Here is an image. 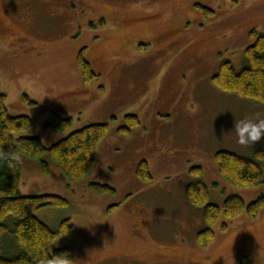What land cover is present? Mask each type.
Returning <instances> with one entry per match:
<instances>
[{
    "label": "rangeland",
    "instance_id": "obj_1",
    "mask_svg": "<svg viewBox=\"0 0 264 264\" xmlns=\"http://www.w3.org/2000/svg\"><path fill=\"white\" fill-rule=\"evenodd\" d=\"M0 22V93L12 115L33 120L16 137H40L49 147L90 124L108 125L92 169L76 181L48 158L45 174L39 160L20 156L23 195L69 202L29 206L54 230L66 219L74 225L54 248L71 247L72 264H241L245 257L264 264V208L253 219L222 211L214 238L202 245L204 208L185 193L196 180L191 169L202 167L210 203L264 194V183L230 184L216 159L221 150L254 158L264 148V135L253 141L245 133L241 142L238 131L264 121V105L213 81L225 61L246 65L251 32L264 34V0H0ZM82 50L98 75L89 85L78 64ZM53 114L72 119L71 131L48 128ZM128 115L141 123L121 133ZM143 160L150 182L137 175Z\"/></svg>",
    "mask_w": 264,
    "mask_h": 264
},
{
    "label": "trees",
    "instance_id": "obj_2",
    "mask_svg": "<svg viewBox=\"0 0 264 264\" xmlns=\"http://www.w3.org/2000/svg\"><path fill=\"white\" fill-rule=\"evenodd\" d=\"M206 13L215 15L208 9ZM251 36L256 37V40L245 50L246 65L237 69L232 62L225 61L220 65L213 81L224 92L264 105V34L257 35L254 30ZM78 64L85 83L92 84L97 75L85 58V50L80 52ZM126 119L128 126L122 127L121 133H128L141 123L136 115H128ZM32 126L30 116H14L10 113L7 96L0 93V264H72L75 253L71 247H53L60 235H69L74 231L71 221L64 220L60 228L54 230L29 208L33 203L39 207L62 208L69 202L56 194L23 195L20 192V156L39 160L45 174L51 172L49 160L56 162L70 181H76L85 177L92 169L97 147L106 136L108 125L90 124L69 133L49 147L40 137H16L17 133L29 130ZM46 126H56L62 131L70 132L72 119L53 114L52 122ZM216 159L220 173L230 184L250 188L264 183L263 147L255 148L254 158L221 150L216 153ZM190 172L196 180L186 186V197L193 205L204 208L203 218L208 225L198 235V241L202 245L214 238L212 227L219 220L222 211L227 219H235L244 212L253 219L264 208V194L250 203L236 194L230 195L222 207L210 203L209 189L203 181V168L194 167ZM137 175L144 182L152 180L147 161L143 160L139 164ZM90 188L100 193L115 192L112 187L99 183L90 184ZM226 228L227 224L223 226V229ZM241 264H248L247 257Z\"/></svg>",
    "mask_w": 264,
    "mask_h": 264
},
{
    "label": "clouds",
    "instance_id": "obj_3",
    "mask_svg": "<svg viewBox=\"0 0 264 264\" xmlns=\"http://www.w3.org/2000/svg\"><path fill=\"white\" fill-rule=\"evenodd\" d=\"M238 131L241 142L244 141L245 133H247L249 139L253 141L258 140L262 135H264V121H262L259 125L243 123L242 126H238Z\"/></svg>",
    "mask_w": 264,
    "mask_h": 264
},
{
    "label": "flooded vegetation",
    "instance_id": "obj_4",
    "mask_svg": "<svg viewBox=\"0 0 264 264\" xmlns=\"http://www.w3.org/2000/svg\"><path fill=\"white\" fill-rule=\"evenodd\" d=\"M11 14H12V12H11ZM17 22V21H16ZM101 23H104L105 24V21H102ZM4 24H3V22H0V26H3ZM83 51V50H82ZM92 66V65H91ZM94 71V70H93ZM95 73V72H94ZM96 74V73H95ZM97 75V74H96ZM97 77H98V75H97ZM96 77V78H97ZM94 82V81H93ZM121 256V255H120ZM158 256H160V254L158 255ZM140 257H143V256H140ZM150 256H148V258H149ZM161 258H163V259H169V258H166V257H162V256H160ZM176 260H179V259H176ZM182 260H185V259H182ZM101 261V260H100ZM100 261H98V262H96V263H99ZM180 261V260H179ZM190 260H185L184 262H189Z\"/></svg>",
    "mask_w": 264,
    "mask_h": 264
}]
</instances>
